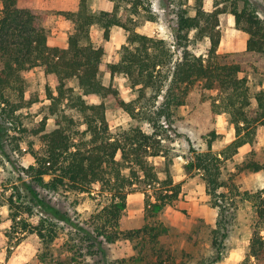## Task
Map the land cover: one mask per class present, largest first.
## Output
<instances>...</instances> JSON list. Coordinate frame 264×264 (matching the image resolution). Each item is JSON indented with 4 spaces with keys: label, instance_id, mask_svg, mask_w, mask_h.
Segmentation results:
<instances>
[{
    "label": "trees",
    "instance_id": "obj_1",
    "mask_svg": "<svg viewBox=\"0 0 264 264\" xmlns=\"http://www.w3.org/2000/svg\"><path fill=\"white\" fill-rule=\"evenodd\" d=\"M111 1V11L94 10L90 0H80L76 10L59 11L73 24L68 47L61 48L48 43L47 29L41 21L45 13L29 8L28 0H0V141L3 124H11L7 130L11 131L16 112L24 106L25 72L42 68L56 85L55 89H47L49 98L63 106L52 115L56 127L42 134L43 151H33L35 164L26 169L30 178L20 177L24 193H12L5 202L12 224L39 237L42 247L36 259L44 264L54 262L51 247L65 228L59 221L84 229L52 199L66 198L75 208L77 202L70 200L72 194L77 201L76 195L92 196L96 192L93 197L103 200L89 219L97 235L107 242L128 239L140 248V254L147 244L159 242L167 228L156 217L179 198L181 186L174 184L168 173L161 177L153 159L169 156L176 137L166 140L165 133L177 132L171 126L192 89L200 86L218 91L215 107L228 113L236 128V139L229 146L234 153L245 144L256 152L264 125V0H228L229 7L211 11L204 8L203 0H195L193 6L183 0L175 11L172 43L136 30L144 0ZM192 8L195 13H191ZM224 11L233 14L235 27L246 33L245 50L218 51L221 31L217 27ZM95 25L104 30L106 40L114 26L122 27L127 35L119 60L108 65V83L100 75L104 45L91 38ZM192 32L194 37L208 38L206 53L193 48ZM174 46L180 51L177 58ZM119 74L130 78L135 87L140 85L136 90L142 97L150 92L155 101L126 102L113 81ZM252 77L259 79L257 85ZM72 78H77L79 92L67 85ZM91 98L97 101L90 102ZM106 98L115 99L129 114L127 126L112 128ZM146 123L148 129L144 127ZM45 129L43 126L41 130ZM209 135L207 150L190 149L185 159L189 169L203 174L208 194L219 207L212 246L216 253L213 261L221 262L230 231L228 208L219 202L220 198L224 200L220 189L225 184L221 180L220 157L211 148L216 132L210 130ZM20 143L21 140L17 145ZM30 146L32 149L34 144ZM250 167L261 168L258 163ZM141 183L153 191L145 198L144 222L127 227L128 194ZM235 196L249 201L256 212L250 250L239 264H264V190L236 191ZM156 256L153 264H165L161 251Z\"/></svg>",
    "mask_w": 264,
    "mask_h": 264
},
{
    "label": "rangeland",
    "instance_id": "obj_2",
    "mask_svg": "<svg viewBox=\"0 0 264 264\" xmlns=\"http://www.w3.org/2000/svg\"><path fill=\"white\" fill-rule=\"evenodd\" d=\"M75 1L64 3L62 0H47L50 8L45 10L48 15L42 22L53 44L67 46L72 25L70 24V30H67V22L58 11L71 7ZM144 1L142 12L136 18V30L172 43V30L176 22L175 11L183 0ZM91 3L94 9L109 5L106 0H91ZM38 4V0H31L33 8ZM194 4L195 0H188V5ZM203 4L209 11L229 7L228 0H203ZM191 13H195L193 8ZM229 14H231L229 11H224L219 16L217 29L221 31V38L224 37L218 47L220 52L232 51L231 45L238 49L243 42L234 30L235 24ZM191 36L195 43L193 48L200 53H206L208 38L194 37L193 32ZM91 37L97 44L104 45L105 54L100 65V75L103 82L108 83L111 79L108 65L119 60L122 46L127 40L126 32L120 26L113 27L110 37L106 40L104 30L99 25H95L91 30ZM173 50L177 58L180 51L175 46ZM23 77L26 99L24 106L16 112L15 126H12L11 131H7L11 124L2 122L4 134L0 141L1 264H44L36 259L38 250L42 247L39 237L28 229H20L21 226L6 224L4 220L8 210L2 203L12 193L14 196H17L18 191L24 193L20 177L30 178L26 169L35 164L33 151H43L41 150L42 134L56 127V119L52 115L63 107L59 103L55 105L53 99L49 98L47 89L49 87L55 89L56 85L45 76L42 68L25 72ZM252 80L254 85L258 84V78L252 77ZM113 81L119 95L126 102L137 104L155 101L154 95L150 92L142 97L136 90L140 85L135 87L132 80L123 74L115 75ZM67 85L75 92H79L77 78L70 79ZM54 95H57V92H54ZM218 97L217 90H207L200 86L192 89L187 104L177 110L176 122L171 126L177 132L170 130L165 133L166 140L176 137L170 146L169 156L153 159L161 177L164 178L168 173L174 184L181 186L179 198L156 217V221L163 224L160 226L167 228L159 242L155 245L147 244L144 253L140 254V248L135 247V243L128 239L107 242L102 236L97 235L89 219L97 209L101 208L100 202L103 201H100V197H93L97 195L96 192H93L92 196L88 193L76 195L77 201L72 194L70 200H73V203L77 202L75 208L70 206L69 201L66 202V198L60 197L58 200L52 198L57 207L67 211L73 220L84 228L77 229L58 220L61 225H65V228L51 247L54 255L52 264H153L160 251L165 264H239L245 259L255 231L256 212L249 201L241 200V197L235 196V193L264 190V125L260 130L256 152L253 153L250 145L246 144L234 153L229 146L236 139V128L230 121L229 114L220 112L215 107V103L219 102L216 101ZM90 100V102L97 101L96 98ZM105 103L112 128L127 126L131 119L125 109L113 98H106ZM43 126L46 127L45 130H41ZM144 127L148 129L149 124L146 123ZM210 130L216 132L211 148L220 157L221 180L225 184L220 192L225 197L224 200L220 198L219 202L228 208L230 230L225 240V257L221 262L213 261L216 253L212 246V230L216 227L219 207L208 194L207 182L203 174L198 169H189L188 161L185 159L190 149L207 150ZM177 133H181L180 137ZM19 140L21 143L18 146ZM32 143L34 146L31 149ZM253 163H258L261 168L255 170L250 167ZM46 179L49 177L46 176ZM152 192L148 186L141 183L136 191L128 194L127 227L139 226L144 222L145 198ZM36 213L39 211L36 210Z\"/></svg>",
    "mask_w": 264,
    "mask_h": 264
},
{
    "label": "crops",
    "instance_id": "obj_3",
    "mask_svg": "<svg viewBox=\"0 0 264 264\" xmlns=\"http://www.w3.org/2000/svg\"><path fill=\"white\" fill-rule=\"evenodd\" d=\"M64 3H71L70 2V0H62ZM79 1L80 0H76L75 1V3H73V5H71V7H67V8H65V9H63V10H76L77 8H78V5H79ZM108 3H109V5H108V7H98V8H96V9H94L93 8V6H92V8L94 9V10H97V9H102V10H109V11H111V10H113V7H114V2H112L111 0H106ZM38 5L36 6V8H38V9H36V8H33L32 6H31V0H28V3H27V6L29 7V8H31V9H33V10H35V11H40V12H42V13H45L46 14V16L44 17V18H42L41 19V21H43V19H45L46 17H47V15H48V13L47 12H45V10H48V8H50L49 6H48V4H47V0H38ZM90 3H91V0H90ZM91 5H92V3H91ZM61 11V10H60ZM59 12V11H58ZM61 15V14H60ZM231 15V16H230ZM62 16V15H61ZM229 16H230V19L231 20H233L234 21V24H235V19H234V16H233V14H229ZM62 17H64V16H62ZM65 18V17H64ZM65 20H66V22H67V30H70V24L72 25V29H73V24L69 21V20H67L66 18H65ZM42 24H43V22H42ZM44 25V24H43ZM45 26V25H44ZM46 27V26H45ZM94 27V26H93ZM92 27V28H93ZM114 27H118V26H114ZM113 28V27H112ZM111 28V29H112ZM236 28V27H235ZM72 29L70 30V32L72 31ZM92 30V29H91ZM235 31H236V33L237 34H239V36L241 37V39H242V44L239 46V48L238 49H236V48H234V45H231V49L230 50H232V51H226V52H234V51H236V50H238V51H243V50H245L246 49V47H247V35H246V33L245 32H243V31H241V30H239V29H234ZM69 32V33H70ZM68 37H69V35H68ZM92 38V37H91ZM222 39V38H221ZM223 39H224V37H223ZM222 39V40H223ZM222 40H221V42H222ZM220 42V43H221ZM48 43H49V45H51V46H59V47H61L60 45H57V44H53L52 42H51V39H50V37L48 36ZM68 47V39H67V46L66 47H61V48H67ZM220 52V51H219ZM118 61V60H117ZM259 139H260V136H259ZM259 144V143H258ZM246 145V144H245ZM259 146V145H258ZM257 146V147H258ZM251 148V147H250ZM5 202L6 201H4L3 203H2V205L4 206V207H6L7 208V210H8V214H7V216H6V219L4 220L5 222H6V224L7 223H11L12 224V222H11V219H10V216H9V207L5 204ZM6 232H7V230H6ZM1 264V263H0Z\"/></svg>",
    "mask_w": 264,
    "mask_h": 264
}]
</instances>
